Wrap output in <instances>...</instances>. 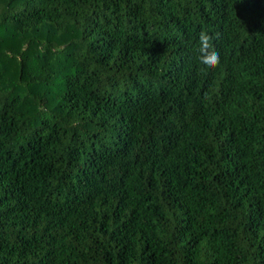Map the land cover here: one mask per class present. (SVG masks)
Returning <instances> with one entry per match:
<instances>
[{"label":"trees","instance_id":"trees-1","mask_svg":"<svg viewBox=\"0 0 264 264\" xmlns=\"http://www.w3.org/2000/svg\"><path fill=\"white\" fill-rule=\"evenodd\" d=\"M0 264H264V0H0Z\"/></svg>","mask_w":264,"mask_h":264},{"label":"clouds","instance_id":"clouds-1","mask_svg":"<svg viewBox=\"0 0 264 264\" xmlns=\"http://www.w3.org/2000/svg\"><path fill=\"white\" fill-rule=\"evenodd\" d=\"M212 36H210L206 31H201L199 35V41L201 44V52L210 49L208 55H201L198 57L201 64L205 65L207 68H216L219 65V52L215 51L212 48L210 41L212 40Z\"/></svg>","mask_w":264,"mask_h":264}]
</instances>
